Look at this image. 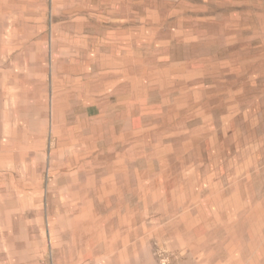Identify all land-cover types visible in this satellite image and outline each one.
<instances>
[{
	"label": "rangeland",
	"instance_id": "1",
	"mask_svg": "<svg viewBox=\"0 0 264 264\" xmlns=\"http://www.w3.org/2000/svg\"><path fill=\"white\" fill-rule=\"evenodd\" d=\"M0 264H264V0H0Z\"/></svg>",
	"mask_w": 264,
	"mask_h": 264
}]
</instances>
